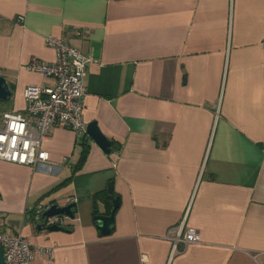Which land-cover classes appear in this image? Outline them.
<instances>
[{
    "label": "crops",
    "instance_id": "0c3cea01",
    "mask_svg": "<svg viewBox=\"0 0 264 264\" xmlns=\"http://www.w3.org/2000/svg\"><path fill=\"white\" fill-rule=\"evenodd\" d=\"M49 35L90 58L82 119L116 146L55 126L48 163L0 159V230L53 248L29 264H264V0H0L4 111L50 82L25 69L54 62ZM109 182L119 204L103 236L93 209L111 203L92 197ZM72 197L65 231L26 221ZM183 216L199 240L170 257Z\"/></svg>",
    "mask_w": 264,
    "mask_h": 264
},
{
    "label": "built area",
    "instance_id": "2783aa9c",
    "mask_svg": "<svg viewBox=\"0 0 264 264\" xmlns=\"http://www.w3.org/2000/svg\"><path fill=\"white\" fill-rule=\"evenodd\" d=\"M81 31H76L79 36ZM45 44L54 51V62L45 64L35 58L25 69L38 72L50 82L30 84L23 89L24 110H8L0 118V159L20 165L36 167L48 163L45 141L50 129L61 126L71 130L79 139L88 138L86 124L82 119V108L86 94L84 76L86 63L90 60L62 37L49 35ZM70 198L64 206L74 203ZM54 203H36L30 208L27 222L42 229L50 226L66 228L72 220L67 215L44 216ZM185 216L177 226L169 228L166 239L171 241L170 257L178 252V246L198 242L197 231L184 225ZM2 264H29L37 255L52 258V247L32 245L18 232L0 230Z\"/></svg>",
    "mask_w": 264,
    "mask_h": 264
},
{
    "label": "water",
    "instance_id": "95a60500",
    "mask_svg": "<svg viewBox=\"0 0 264 264\" xmlns=\"http://www.w3.org/2000/svg\"><path fill=\"white\" fill-rule=\"evenodd\" d=\"M11 95L10 88L6 80L0 75V102L7 101ZM86 133L93 142L106 154L110 152L111 142L102 133L98 127L96 121H91L86 124ZM107 197L111 203V210L108 214H95L92 217L94 226L100 232L101 235L107 236L110 234L111 225L113 224L114 212L119 204V198L112 194V183L109 182L106 187ZM75 204L69 203L64 206H58L57 204H52L50 208L44 213V216H51L57 214L67 215L69 218L73 217V208ZM39 228V227H38ZM49 231L63 230V227L50 226L47 228ZM3 263L2 251L0 248V264Z\"/></svg>",
    "mask_w": 264,
    "mask_h": 264
},
{
    "label": "trees",
    "instance_id": "16d2710c",
    "mask_svg": "<svg viewBox=\"0 0 264 264\" xmlns=\"http://www.w3.org/2000/svg\"><path fill=\"white\" fill-rule=\"evenodd\" d=\"M82 140H84V141H86L85 139L86 138H84V137H82L81 138ZM112 147L113 146H116V144L114 145V143L111 145ZM85 155H86V151L84 150L83 151V153H82V156H81V162L80 163H82V161L84 160V158H85ZM113 193V195L115 196V193H114V191L112 192ZM104 196V199L106 200V197H107V192H106V190H103V191H101V192H97L95 195H93V202H94V204H95V200H97V198H99L100 196ZM107 203V202H106ZM93 214L95 215V214H97V210L95 209V207H94V209H93Z\"/></svg>",
    "mask_w": 264,
    "mask_h": 264
},
{
    "label": "rangeland",
    "instance_id": "374dc122",
    "mask_svg": "<svg viewBox=\"0 0 264 264\" xmlns=\"http://www.w3.org/2000/svg\"><path fill=\"white\" fill-rule=\"evenodd\" d=\"M4 110H5V109H4V105H0V118H1V113L4 112ZM182 219H183V218H182ZM181 221H182V220H181ZM181 221H180V222H181Z\"/></svg>",
    "mask_w": 264,
    "mask_h": 264
}]
</instances>
